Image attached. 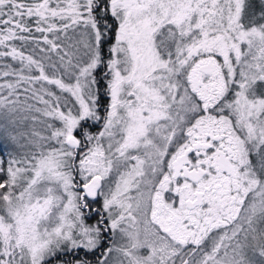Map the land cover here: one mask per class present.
Returning <instances> with one entry per match:
<instances>
[{
	"label": "snow or ice",
	"instance_id": "1",
	"mask_svg": "<svg viewBox=\"0 0 264 264\" xmlns=\"http://www.w3.org/2000/svg\"><path fill=\"white\" fill-rule=\"evenodd\" d=\"M0 264H264V0H0Z\"/></svg>",
	"mask_w": 264,
	"mask_h": 264
},
{
	"label": "rangeland",
	"instance_id": "2",
	"mask_svg": "<svg viewBox=\"0 0 264 264\" xmlns=\"http://www.w3.org/2000/svg\"><path fill=\"white\" fill-rule=\"evenodd\" d=\"M89 223H91V221H89Z\"/></svg>",
	"mask_w": 264,
	"mask_h": 264
}]
</instances>
